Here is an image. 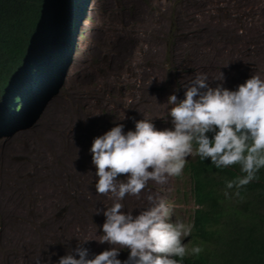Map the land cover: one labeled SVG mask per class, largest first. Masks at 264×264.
<instances>
[{"label": "clouds", "instance_id": "obj_1", "mask_svg": "<svg viewBox=\"0 0 264 264\" xmlns=\"http://www.w3.org/2000/svg\"><path fill=\"white\" fill-rule=\"evenodd\" d=\"M95 2L0 0V9L5 5L19 12L23 24L19 35L13 25L6 28L7 39L0 45V141L32 130L53 98L62 96L79 61ZM208 80L198 74L185 85L182 100L175 94L168 97L167 114L174 129L159 130L145 118L135 121L134 131L125 133L124 125L117 123L93 139L96 192L111 193L117 201L104 210L103 235L98 240L111 247L88 258V249L78 246L74 252L79 258L69 252L57 264H181L189 252L202 251L193 244L188 250L182 243L186 236L192 242L196 215L204 209L194 192L190 163L200 157L210 158L218 169L239 165L245 175L226 184L227 189H237V196L264 168V79L252 75L237 90L222 84L211 87ZM184 173L192 187L191 227L179 219L172 222L173 208L163 200L154 202L149 196L151 206L135 216L124 212L118 202L129 194L139 197L150 180L163 184L168 177L180 178ZM121 174L127 179L117 180ZM121 249L130 250L123 261L118 258Z\"/></svg>", "mask_w": 264, "mask_h": 264}, {"label": "rangeland", "instance_id": "obj_2", "mask_svg": "<svg viewBox=\"0 0 264 264\" xmlns=\"http://www.w3.org/2000/svg\"><path fill=\"white\" fill-rule=\"evenodd\" d=\"M192 1L194 0H96L92 17L88 21L89 26L86 27L83 40H81L78 52L79 61L62 91V96L50 105L44 117L41 118L42 120L32 130L0 141V180L8 183L15 181L18 184L26 182L29 176L23 175L21 166L36 165L38 174L34 173L37 181H35L36 192H33L38 195L41 186L46 187L47 185L42 177L46 174L45 169L49 176H52L51 162L54 161L52 155L55 152L53 141L56 138L65 139L69 134L74 140L79 135L78 133H82L93 140L116 126L117 123L124 125L125 133L129 130L134 131L136 120L151 118V115L143 113L142 109L145 107L146 111H152L154 114L160 100L164 102V109L156 114L157 117H153L151 122L159 130L174 129L172 118L167 114L171 105L166 100L172 94L182 100L186 90L185 85L198 74L209 78V86L216 87L222 84L229 90H237L238 85L244 83L252 75L264 79V0H208L212 2L213 8L218 9L221 21L226 25L235 26L236 31L238 28L241 29L240 32L237 31L239 34L259 32L255 35L254 45L247 52L252 63L248 70H244L245 65L240 63L237 66L216 69L203 59L205 55L201 54L203 57L200 58L191 54L186 12L192 8ZM161 22L166 25L159 29ZM261 27L262 30H260ZM230 38L232 39L229 45L232 50H238L233 51L235 55H242L240 48L245 45L243 36L238 37L234 32V36ZM203 39H200V42L196 41V48H201L202 51L207 41L203 42ZM149 72L159 73V82L158 80L149 81L146 77ZM63 143L60 142V150L63 149ZM87 143L90 145L88 141ZM74 146L75 155L65 149L58 153L61 157L70 156V154V159L73 157L72 161L67 164L70 175L65 176L63 172V176L61 175L68 184L72 183L71 189L80 186L84 181V178H77L79 171L86 173L93 168L96 172L95 165L91 164L92 154L84 152L82 150L84 147L78 146L75 140ZM126 179V175L117 176V180ZM149 182L156 181L150 180ZM59 185H54L55 189ZM191 192L190 181L184 173L180 178L168 177L166 183H156V195L153 201H165L171 209L173 208L172 222L179 219L186 226L191 227L194 210ZM107 196L109 194L100 195L92 202L87 192H84V195L71 194L68 204L72 209L69 208L62 215H58L59 211L56 212L55 216H60V218L51 229L53 237L58 240L65 253L72 251L78 256L73 252L79 246L74 242L76 233L73 212L79 209L82 213L94 218L98 210L103 213L106 210L104 205ZM2 203L8 204L4 201L0 202ZM144 204L145 202H142L143 206ZM138 205L141 207V202L136 201L133 206L126 207L130 209ZM138 214L133 213L132 215ZM102 215L101 213L100 218L104 223L106 217ZM7 222L8 226L5 228L7 235H4L5 240L3 238L6 246L10 243L8 239L14 241L18 236L19 241L33 239V233L27 230L28 225L22 223L25 222L23 219L20 220L21 224L16 223L15 218ZM16 224L19 226L16 227ZM100 232L102 237L103 229ZM82 237L84 238V235ZM66 238L69 239V243L65 242ZM82 241L85 243L84 239ZM193 242V240L189 241L188 236L182 239V243L188 250ZM25 245L28 246V250H35L33 244L25 243ZM129 252V250L126 251L124 259L128 258ZM48 253L45 254L48 256ZM0 254H3V250Z\"/></svg>", "mask_w": 264, "mask_h": 264}, {"label": "bare ground", "instance_id": "obj_3", "mask_svg": "<svg viewBox=\"0 0 264 264\" xmlns=\"http://www.w3.org/2000/svg\"><path fill=\"white\" fill-rule=\"evenodd\" d=\"M191 5L192 8L188 9V11L186 12V20L188 22V27H189V31H188L189 33L188 39H190L189 47H191L189 50H191V54L197 55L200 58L203 57V56L201 57V54L205 55L206 58L204 56L203 59L208 63L212 64L216 69L221 67L222 68L229 67L232 65L237 66L240 63L242 65H245L244 70H248L251 67L252 63L250 57H248L249 53L247 55V52L250 49V47L254 45L255 35H257L259 32L256 31L253 32L252 34L249 33L247 34V32H245L243 34H239L238 32L241 31L240 28H238L237 30L238 32H237L236 31L237 28L235 29V26L226 25L223 21H221L222 19L220 13L217 11L218 9L216 7L213 8L211 1L194 0L192 1ZM97 22L100 21L97 20ZM164 25L166 24L161 22L159 29H161ZM260 30H262V27L260 28ZM234 32L237 34L238 37L243 36V38L245 39L244 41L245 45L240 48L241 52H243L242 55L240 56L238 55L236 56L233 51H238V50L237 49L232 50L231 46L229 45L232 39L230 37L234 36ZM200 39H203L204 40L203 42L207 40L204 43L205 44L204 51H202L201 48H196L197 47L196 41L198 40L200 42L201 41ZM159 73L155 74L154 72H149L147 73L148 76L146 77H148L147 79L149 81L154 82L155 80L157 81L159 79L160 76ZM208 75H210V73H208ZM53 100L54 101L52 103L57 101L58 98H53ZM163 109H164V102L160 100L157 109L154 111V114L152 113V111H146L145 107L144 109H142V112L149 113L151 115V118L150 119L146 118V119L152 120V118L157 117L156 114L160 113ZM78 134L79 135H77L74 140L77 141L78 146L84 147V149H82L84 152L86 151V153H89L93 140L91 139V137L87 138V136H84L82 133H78ZM58 138L60 139V141ZM58 138H56L53 141V147H55V152H53L52 155L54 157V161L51 162L53 167L52 176H49L47 170L45 169L46 174L43 175L42 177L46 181L47 185L46 187L41 186L40 194L37 195L36 193L33 192V191L36 192L35 181H37V177L35 178L34 176L35 172L38 174V169H36L35 167L36 165H33L32 167L21 166L23 168L22 169L23 175L29 176L26 182L25 181L19 182L18 184L15 181L8 183L5 182L4 180H0V202L4 201L8 203V204H4V203L0 204V251L3 250V254H0V264H8V263L9 264H19V263L57 264L58 262L57 260H59L61 256H64L68 253H65L64 248L61 246V244L58 243V240L53 237V230L51 228L52 226L56 225V221L60 218V216L59 217L55 216L56 212L59 211L58 215L59 214L62 215L63 213L67 212L69 208L70 210L72 209V207L68 204V200L71 194L80 193L81 195H84V192H87L91 196L92 202L96 200V197L101 195L96 192L95 184L97 177L95 176V170L93 168L91 169V167L89 168L91 169L89 170L90 172H88L87 170L86 173H80V171L78 172L77 178H84L83 179L84 181L78 187H76L73 184L75 186V189H71L72 183L69 184L67 183V181L62 177L63 176L62 172L64 173L65 176L70 175L69 169H67V164L69 161H72L73 159V157H71L72 159H70L71 156L70 153L75 155L73 148L76 145L74 146V140H72L69 134L66 136L65 139H63L62 137H58ZM61 141L64 142L62 150L64 149L69 150L70 153L68 154H70V156L66 155L65 157H61L58 154L62 151L59 149L60 148L59 145ZM87 141L89 142L90 145H88ZM30 174L32 178L30 177ZM74 175H76V173ZM156 183L157 182L154 183L148 182L146 188L140 193L139 197L129 194L126 195L123 200L118 201L122 203L123 206L125 207L133 206L134 202L136 201L141 202V207H139V205L136 208L130 207V209L124 207V211H131L132 214L133 213L138 214L141 209L150 207L151 204L148 200V197L151 196L154 200V197L156 195ZM58 184L60 185L58 186V188L55 189L54 185L57 186ZM89 187L91 188V190ZM114 202L117 201H115L114 198L112 197V194L109 193V196L106 197L104 206L107 208L108 206H111ZM142 202H145L144 206L142 205ZM100 211L98 210V212L96 213L97 215H95L94 218L92 216H89L88 214L82 213L79 209L78 211H74L72 215L73 223H74V231L76 233V236L74 237L75 238L74 242L78 243L80 247H84L88 249L89 258H92L96 254L104 250H107L111 247L107 242L100 243L98 241L99 239L102 238L100 230L103 229L102 228L103 221L102 218H100L101 213L103 214V212ZM102 216H104V214ZM13 218H15L16 223H20V220L22 219L25 221L22 223H27L28 225V227L26 226L27 230L32 231L33 236L32 235L31 236L33 237V239L30 238H28V240L21 239V241H19L20 237L18 236L15 238L14 241H10L8 239V242L10 243L6 246L5 241H3V238L4 240L6 238L4 237V235L7 233V231H5V228L6 226H8L7 221ZM17 226L19 225L16 224V227ZM20 233H22V231H20ZM82 235H84V238L82 237ZM82 238L88 240H86L85 243H83ZM65 242L69 243V239L66 238ZM25 243L33 244L35 246V250L34 251L28 250V246L25 245ZM127 250L129 249H124L122 251H119L118 258L120 260L123 261L126 259V258L124 259L123 256ZM47 252H49L48 256L45 254Z\"/></svg>", "mask_w": 264, "mask_h": 264}, {"label": "trees", "instance_id": "obj_4", "mask_svg": "<svg viewBox=\"0 0 264 264\" xmlns=\"http://www.w3.org/2000/svg\"><path fill=\"white\" fill-rule=\"evenodd\" d=\"M0 10L2 45L8 36L5 29L13 25L19 35L23 24L19 12L5 5ZM189 173L195 195L204 206L196 215L191 237L193 247L202 251L189 252L181 264H264V168L257 172L258 179L239 189L238 196L237 189H227L226 184L245 175L239 165L218 169L210 158L197 157L190 163Z\"/></svg>", "mask_w": 264, "mask_h": 264}]
</instances>
